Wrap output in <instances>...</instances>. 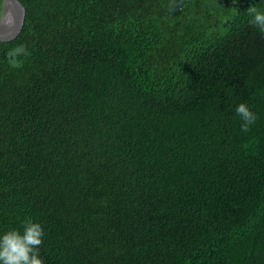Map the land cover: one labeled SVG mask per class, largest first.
Listing matches in <instances>:
<instances>
[{"label":"trees","instance_id":"obj_1","mask_svg":"<svg viewBox=\"0 0 264 264\" xmlns=\"http://www.w3.org/2000/svg\"><path fill=\"white\" fill-rule=\"evenodd\" d=\"M19 1L24 26L0 42V235L40 223L44 264H264V34L249 8ZM240 103L258 117L247 133Z\"/></svg>","mask_w":264,"mask_h":264},{"label":"clouds","instance_id":"obj_2","mask_svg":"<svg viewBox=\"0 0 264 264\" xmlns=\"http://www.w3.org/2000/svg\"><path fill=\"white\" fill-rule=\"evenodd\" d=\"M251 17L249 24L264 34V8L256 6L247 10ZM14 18L11 13L0 11V25L11 26ZM26 55L23 45L8 51L7 56L13 67H18V57ZM241 120V131L247 133L258 119L247 103H240L235 109ZM43 226L31 219L24 221L22 231L12 229L0 235V264H44L39 248L43 243Z\"/></svg>","mask_w":264,"mask_h":264},{"label":"water","instance_id":"obj_3","mask_svg":"<svg viewBox=\"0 0 264 264\" xmlns=\"http://www.w3.org/2000/svg\"><path fill=\"white\" fill-rule=\"evenodd\" d=\"M3 12L11 13L14 23L11 26L0 25V42L15 39L21 32L26 18V8L19 0H2ZM182 10L180 2L175 4L173 14L177 15Z\"/></svg>","mask_w":264,"mask_h":264},{"label":"flooded vegetation","instance_id":"obj_4","mask_svg":"<svg viewBox=\"0 0 264 264\" xmlns=\"http://www.w3.org/2000/svg\"><path fill=\"white\" fill-rule=\"evenodd\" d=\"M202 1H204L205 3L218 2V1L228 2L229 6H231V9H236V11L241 10V9H248L252 5L264 3V0H202ZM178 2H176V3H178ZM174 7H175V5H174ZM182 9H183V6H182Z\"/></svg>","mask_w":264,"mask_h":264}]
</instances>
